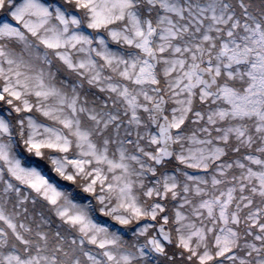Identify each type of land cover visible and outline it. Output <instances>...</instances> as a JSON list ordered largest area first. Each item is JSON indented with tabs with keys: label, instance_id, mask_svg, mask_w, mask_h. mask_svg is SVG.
Returning <instances> with one entry per match:
<instances>
[{
	"label": "snow or ice",
	"instance_id": "6c2138e0",
	"mask_svg": "<svg viewBox=\"0 0 264 264\" xmlns=\"http://www.w3.org/2000/svg\"><path fill=\"white\" fill-rule=\"evenodd\" d=\"M0 264H264V0H0Z\"/></svg>",
	"mask_w": 264,
	"mask_h": 264
}]
</instances>
